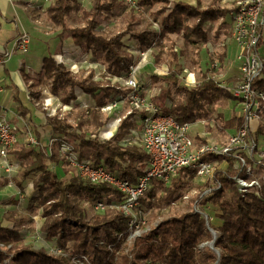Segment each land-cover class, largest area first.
<instances>
[{"label": "trees", "instance_id": "obj_1", "mask_svg": "<svg viewBox=\"0 0 264 264\" xmlns=\"http://www.w3.org/2000/svg\"><path fill=\"white\" fill-rule=\"evenodd\" d=\"M51 1L52 5L45 12L46 19L60 28L59 40L72 37L76 45L84 50H92L99 56L113 74L121 71L132 60L126 52L125 39L137 40L141 47H150L162 40L171 41L173 35H182L183 42L188 45H196L195 39L207 43L208 23L219 24L220 19L232 11V8L221 5V0H196L195 4L138 0L140 8L157 7L154 16L155 21L160 18L158 31L152 24H145L143 16L135 9L129 8L117 31L112 32L106 28L99 32L97 28L102 22L110 20L113 10L119 5H126L119 0H91V7L85 9L79 0ZM70 20L75 21V26L69 24ZM169 50L172 56L170 73L161 78H153L156 82L167 84L156 102L164 105L167 98L172 99L173 108L166 112L180 124L194 123L200 119L203 99L210 91L218 89V86L212 79H205L195 88L180 84L174 68L181 53L175 51L173 41ZM224 54L219 55L222 63ZM21 71L32 103L39 101L44 85H49L50 91L60 97L65 105L76 98V87L95 97L99 107L104 106L108 98L117 92L108 83L95 81L93 74H72L63 64H57L52 55L44 58L38 77L26 73L23 67ZM231 80L230 77L228 81ZM258 85L264 89V79ZM171 88L181 92L186 97L185 101L176 103L170 93ZM224 94L228 99H234L229 92ZM19 95L20 90L16 87L13 100L17 104L18 115L26 117L31 111L25 108ZM232 120L236 124L240 123L236 116ZM46 124L52 127L58 138L68 142L79 141L80 147L91 151L88 157L94 164L104 161L112 171L119 172L123 179L135 182L143 174L148 156L137 148L124 149L117 144L131 125L128 120L120 126L115 139L109 142H103L98 137L89 138L84 132L83 121L73 125L59 112L46 117ZM104 124L98 120L100 127ZM257 136L259 140H264V123L258 126ZM13 149H16V159L27 165L24 175L36 176L34 187L38 195L32 199V204H36L37 211L43 208L46 221L42 231L48 239H56L58 247L71 255L68 258L57 256L47 253L45 249L36 250L26 245L20 231L4 225L0 219V264H79L73 262V258L84 264H264V185L260 196H243L236 183L228 177L233 171L232 165L225 173L218 174L221 188L202 201L203 204L217 206L220 211L217 216L222 221L221 225L212 227L217 232L215 249L208 245L214 236L205 218L189 211L151 227L134 241L128 251H123V238L120 236L128 232L129 217L118 210H108L103 216L94 215L87 220L79 203L81 200H102L104 195L119 198L115 188L109 184H93L80 177L65 182L49 170L51 162L60 160L57 153L48 156L45 150L38 151L22 142H18ZM81 156L85 157L82 153ZM203 159L222 161L224 157L207 154ZM121 162L128 164L124 167ZM184 173L189 179L194 176L190 170H182L180 175ZM191 186V182L185 181L184 176L177 177L169 187L158 186L141 203L148 209H160L175 202ZM158 190L162 195H157ZM202 245L203 248H200Z\"/></svg>", "mask_w": 264, "mask_h": 264}, {"label": "built area", "instance_id": "obj_2", "mask_svg": "<svg viewBox=\"0 0 264 264\" xmlns=\"http://www.w3.org/2000/svg\"><path fill=\"white\" fill-rule=\"evenodd\" d=\"M119 1L130 9L138 8V0ZM234 1L227 23L225 22L228 30L225 39L219 43V48L224 49L225 54H228L232 47L236 49L233 61L237 63L240 74L234 80L223 82V84L218 83V85L233 96L238 106L240 123L225 143H221L219 139L209 136L210 134L206 132L192 136L191 129L198 125V122L178 123L171 114L166 112L174 105L170 98L165 100L164 105L156 102L163 86L156 84L158 82L153 78L168 75L170 63L166 58H157L151 53L159 52V45L163 42H156L150 47H141L137 40L131 39H125L126 52L131 55V62L106 82L116 88L117 92L112 94L102 107L96 104L91 105L85 100H82L81 104L87 110L95 107L112 115L111 118L109 117L107 126L103 127L97 136L91 138L98 137L103 142H109L115 138L123 122L129 121L131 125L126 128L118 145L124 149L138 146L148 156L143 174L138 176L135 182L123 179L119 172L112 171L104 161L94 164L91 159L82 157L79 141L68 142L63 138L55 139L60 145L59 157L69 166L74 167L82 179L89 180L93 184H109L119 192L117 202L111 207L129 217L128 232H139L141 229L142 215L145 212L141 203L142 199L156 191L158 186L169 187L182 170L193 171L194 176L203 184L201 190L183 193L181 199L191 206V211L205 218L210 232L213 229L210 223L214 215L209 210L213 205L203 204L202 201L221 188L219 172L225 173L232 165L233 171L228 177L236 183L238 191L243 196L261 195L264 185V148L261 147L257 136L258 126L254 129V125L255 123L260 125L264 120V89L258 85V82L264 79L262 50L264 48V0ZM79 2L82 8L91 7V0H79ZM209 25L214 26L211 23ZM105 30V23H101L97 28L99 32ZM30 45L29 34L24 32L18 34L14 50L0 52V67L16 51L27 54ZM208 51L211 54H215L216 51L211 40L208 41ZM54 59L58 63L67 65L73 74H79L83 68L88 70L90 67H97L102 72L107 69L106 64L92 50H84L76 45L68 51L56 54ZM223 63L214 59L210 71L222 67ZM187 81L196 84L195 74L189 73ZM166 87L167 85L164 86ZM2 91L3 86L0 84V92ZM76 91L79 96L85 94L81 89L76 88ZM84 96L91 98L90 95ZM42 99L45 100L46 105L51 103V99L46 98L45 95ZM74 104L76 103L72 100L69 106L73 108ZM118 105L122 107L118 109ZM125 107L128 109L127 115L122 116L121 112H124ZM108 126L115 127L111 130ZM24 137L34 148H40L38 139L32 133L25 131L19 123L8 120L5 109L0 107V156L5 158ZM207 154L222 156L224 159L206 161L203 158ZM127 164L122 163L124 167ZM6 167L8 168V164ZM10 170L8 168V171ZM95 203L98 211L100 208L106 211V203L103 200ZM218 213L220 212H215L216 215ZM100 215H102L101 212ZM38 216L42 225L46 221L43 210ZM44 234L47 238L46 233ZM57 249L63 254L61 248L57 247Z\"/></svg>", "mask_w": 264, "mask_h": 264}, {"label": "rangeland", "instance_id": "obj_3", "mask_svg": "<svg viewBox=\"0 0 264 264\" xmlns=\"http://www.w3.org/2000/svg\"><path fill=\"white\" fill-rule=\"evenodd\" d=\"M205 3L207 4L208 2L205 1ZM50 5H52V1L49 2L48 7ZM221 5L228 7V8L231 7L230 2H223L222 0H221ZM134 9L138 12L139 15L143 16L145 24L150 23L152 24L153 28L155 29L160 28L159 27L160 18H158V20L155 21V16H154L155 11L157 10V7H141L140 8L139 6L138 8H134ZM46 10L43 13L37 15L36 24L40 28L45 30L50 40H55L58 38V34L60 33L59 32L60 28L53 26L46 19V13H45ZM129 10L130 9L127 6L125 7V6L119 5L118 7H116L113 10V14L110 17V20L107 22L108 30L112 32L117 31L120 27V22L123 16ZM69 24L71 26H75L76 23L75 21L73 22V20H70ZM28 26L29 28L33 27L32 23H30ZM206 29L209 34L208 41L211 40L213 47L216 50L215 54H211L208 51V42L203 43L199 41L198 39H195L196 45H193V44L188 45L183 42L182 35L180 36L173 35L171 37L172 38L171 41L162 40L163 43H161L159 45L160 48H158L159 52L152 51L151 54H153V56L156 55L158 58L160 57L166 58L167 60H169V63L171 66L172 56L170 55L169 46L173 41L175 44V51H177L178 53H181L179 57V61L175 64L176 67L174 68L178 74L180 84L185 85L190 88H195L199 86L205 79L206 80L212 79V81L217 84L218 89H214L210 91L209 94L203 99L202 110L200 111L201 116H200V119L196 121L198 122V125H196L195 127L191 129V134L192 136H195L197 134H202L206 132L210 134L209 136L211 137L213 136L219 139L221 143H225L228 140L229 136L232 133H234V131L237 128L238 124H236L235 120H232V119L235 116L238 117L239 110H238V106L236 105V102L233 99L227 98V96L224 94L225 91L218 85V83L223 84V82H227L230 76L234 75L235 72L231 70L230 67L227 66V63H223L222 67L220 66L217 70H212V71H209V70H210L211 64L214 59H217V61L220 63L219 55L222 53L219 48V43L225 39L228 26L214 25L213 27L207 26ZM37 40L38 39H34V40L32 39L31 41L32 45L36 44ZM61 46H62V41L59 40L58 45L55 48L56 53L60 52ZM262 50L264 53V48ZM56 63L62 64V63H58L57 61ZM19 65L21 69L23 67L22 63H20ZM64 66H66L67 68V65H64ZM23 68L25 69V72L30 74L31 76L38 77L37 75L40 74L38 71H36L33 74L30 71H27L26 67H23ZM189 73L195 74V79L197 80L196 84H192L190 82L188 83L187 77ZM79 74L82 76H88V75L93 74V79L95 81L106 83L108 82V80H110L109 78L116 76L118 73L113 74L112 72L108 70V68L106 69L105 72H102L97 67H90L88 68V70L83 68L79 72ZM74 75H78V74H74ZM103 75H106L107 77L104 78ZM100 78H103V79L101 80ZM0 84L1 86L4 87L3 81L0 80ZM156 84L162 85L163 88L165 85V83L163 82H158ZM6 91L7 89L3 88V91L0 92V98H5L7 96ZM170 93L172 97L174 98V100L176 101V103L184 102L186 99V97L181 92L175 89L171 88ZM45 94L53 96L52 98L50 97L51 103L48 105H46L45 100L42 99V97ZM8 98H6L4 101L6 102ZM8 103H9L8 112L10 111L12 112L15 108V103L12 101V99L10 101L8 100ZM33 104H34L33 110L36 113V116L37 115L40 116L42 120H44V117L46 119V117L54 116L59 112L60 116L65 115V117H67L70 123L73 125H76L77 122H79L80 120L83 121L84 122V132L89 138L93 136H97L99 131L103 127L107 126L109 122V117L111 118L112 116V115H109L108 112H104L101 110L97 112L98 109H95V107L87 110L85 107H83L81 102L78 104L76 103L74 107L71 108V106L65 105L61 101L60 97L54 95L50 91L49 85H44L42 87V93L39 98V101L34 102ZM96 105L98 106L99 103L97 102ZM121 107H122L121 105L117 106L118 109ZM127 111L128 109L125 107V110L124 112L123 111L121 112V115L126 116ZM49 113H51V115H49ZM98 120L103 121V123L105 124L102 127H100L98 125ZM231 120L234 123H231L232 122ZM25 122H28V121L25 120V121H22L21 123L23 124ZM262 123H264V120L262 121ZM36 124H40V123H36ZM25 126L24 128H27ZM257 126H259V124L257 125V123H255L254 129H256ZM114 127L108 126V128L111 130H113ZM114 139L115 138H113L111 141H113ZM22 143L26 144L27 146L31 145L28 143L26 139H23ZM260 145L261 147L264 148L263 139H260ZM42 146L44 145L42 144ZM42 146L40 144L38 147H42ZM59 146H60L59 141H54L50 149L51 154L57 153L59 157ZM133 147L137 148L138 150H141V148L138 146H132L128 148H133ZM16 149L10 150L9 154L5 158H2L0 156V219L3 222V224L7 226L15 227L16 229L19 230L20 235L26 245H30L36 250L45 249L47 253L49 254H54L57 256L63 255L68 258L71 255L69 252L63 251V254L58 252V249H57L58 244L56 242V239H48L46 238V236L44 237L45 234L42 232V227L45 222L41 225V222L39 221V216H38L41 210H43V208H40L39 211H37L35 210L36 204L35 203L32 204V199L38 195V190L34 187L33 176L24 175L27 165H24L21 161L16 159L15 157ZM79 150L85 156L84 158L90 159L88 157V155L91 152L89 149L79 147ZM46 151L48 150L46 149ZM59 159L60 160L58 162H54V163H60L58 166V170L55 171V167H52V172H55L58 175V177L61 178V180L68 182L71 178L80 177L77 170L74 169V167L69 166L67 162L64 161L62 158L59 157ZM6 164H8V168L11 169L10 171H8ZM13 164H16V166H13ZM182 176H184L185 181L189 180V182H191V185H192L191 187L183 191V193L190 192V191L197 190V189L201 190L203 188V184L201 183L199 178H196L195 176H193L191 179H189V176L185 173L182 175H179V177H182ZM158 194L162 195V192L158 190L157 195ZM117 199L118 198L115 197L114 195H104L103 196L102 200L106 203V207H105L106 211H103L101 208L99 211L97 210L96 205H95L96 204L95 202H97L96 200L94 201L81 200L79 203L85 212L86 219L89 220L94 215L100 216V212L102 214L101 216H103L104 215L103 213L104 212L106 213L108 210L117 211L118 209L116 208L112 209L111 207L113 203L117 202ZM190 207L191 206L189 204H186L184 201H182L181 196L172 204L168 206H164L160 209L159 207H155L154 209H148L147 207H143L145 209V212H143L144 214L142 215L143 224L141 225L140 231L133 232V233L129 231L126 235L120 236L121 238H123L122 250L128 251L129 248L134 243V241L140 236H142L151 227L158 225L160 222H162L165 219L180 215L183 212L191 211ZM209 211L212 215H214L212 217V222L210 223V227L216 228L218 224L221 225V222H222L221 219L215 214V212H220L219 208L217 206H212L210 207ZM210 244L211 243H209L208 245ZM203 246L204 245L200 246V248H203ZM73 262L84 264V262L80 261L77 258H73Z\"/></svg>", "mask_w": 264, "mask_h": 264}, {"label": "crops", "instance_id": "obj_4", "mask_svg": "<svg viewBox=\"0 0 264 264\" xmlns=\"http://www.w3.org/2000/svg\"><path fill=\"white\" fill-rule=\"evenodd\" d=\"M50 1L51 0H0V22L2 23V29L0 30V52L13 51L15 48L16 38L18 34L22 32L28 33L31 36V41L32 39L33 40L38 39L36 44L32 45L31 43L30 50L27 54L24 55L18 51L16 52L14 51L15 53L13 57H11L7 61H4V63L0 67V80L4 82L3 88L7 89L6 91L7 96L5 98H0V107L5 109L6 117L8 120L19 123L22 127L26 125L25 127L27 128H24L25 131H27L28 133L29 132L32 133L38 139L41 146L42 144L44 145L39 149L38 148L35 149L38 151L40 149L46 151L47 149L48 151L46 152L48 156H52L50 149L52 147L53 142L56 141L55 139L58 138L59 136L54 132L51 126L46 124L45 117L44 120H42L40 116L38 115L36 116V113L33 110L34 104L31 103V99L29 97V91L27 85L25 84L23 75L21 73L22 68L20 69L19 64L22 63V66L26 67L27 71L28 69H30L31 73L33 74L36 71L40 73L43 66V60L45 57L49 55H52L54 57L56 54H60L65 51H68L70 48L76 45L73 38L72 39L67 38L64 41H62L60 52L56 53L55 48L58 45L59 39L57 38L55 40H50L45 30L40 28L36 24L37 15L43 13L47 9ZM170 1L173 3L179 1H183L190 4L196 3V0H170ZM222 1L230 2L231 4L230 8H232V5L235 2L234 0H222ZM228 16L229 13L226 17L220 19L219 24L216 23H211V24L225 25L227 23ZM30 23H32L33 25V27L31 28H29L28 26ZM102 23H105L107 28V22L104 21ZM207 26L212 27L209 25V23ZM220 51L222 54L225 53L224 49L223 50L220 49ZM235 52L236 49L232 47L231 50H229L228 54L227 53L224 54L225 58L223 60V62H226L227 66L230 67L231 70L235 72L234 75L230 76L232 80H234L240 74L237 63L233 61ZM16 87L20 90L19 96L25 108L31 111L26 117H22L18 115L17 104L13 100V95ZM76 88L80 89L79 87ZM76 88H75L76 98L73 100L75 103L78 104L82 100H85L91 105L97 103L95 97H93L91 94L85 93L82 89L81 90L83 91V93H85L86 95H90L91 98L84 96L85 94L83 95L80 94V96L79 93L76 94L77 93ZM6 98H8L9 101L12 99V101L15 103V108L12 112L11 111L8 112L9 110L8 100L6 102L4 101ZM25 120H27L28 122L22 124L21 122ZM36 123H40L41 125ZM23 139H26V137L20 139L19 142H22ZM50 164H49V170L52 171V167H55V171H57L60 163L51 162ZM34 180H36V176H33V183L35 182ZM9 227L12 228L11 226Z\"/></svg>", "mask_w": 264, "mask_h": 264}, {"label": "water", "instance_id": "obj_5", "mask_svg": "<svg viewBox=\"0 0 264 264\" xmlns=\"http://www.w3.org/2000/svg\"><path fill=\"white\" fill-rule=\"evenodd\" d=\"M211 232H212V234H213V236H214V240L211 242L210 247H211L212 249H215V248H214V243H215V240H216V238H217V234L215 235L214 232H213L212 230H211Z\"/></svg>", "mask_w": 264, "mask_h": 264}, {"label": "bare ground", "instance_id": "obj_6", "mask_svg": "<svg viewBox=\"0 0 264 264\" xmlns=\"http://www.w3.org/2000/svg\"><path fill=\"white\" fill-rule=\"evenodd\" d=\"M45 97L49 99L50 98V95L45 94ZM212 230H213L214 234L216 235V231L214 229H212Z\"/></svg>", "mask_w": 264, "mask_h": 264}]
</instances>
